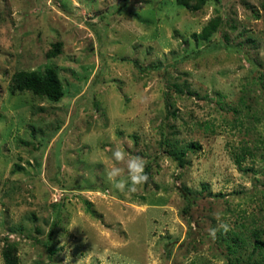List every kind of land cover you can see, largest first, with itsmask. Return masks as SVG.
I'll use <instances>...</instances> for the list:
<instances>
[{"label": "rangeland", "instance_id": "374dc122", "mask_svg": "<svg viewBox=\"0 0 264 264\" xmlns=\"http://www.w3.org/2000/svg\"><path fill=\"white\" fill-rule=\"evenodd\" d=\"M260 3L0 0V264L7 242L19 264H253L226 243L264 225ZM47 68L60 99L9 91ZM116 148L145 161L136 192L105 177Z\"/></svg>", "mask_w": 264, "mask_h": 264}, {"label": "trees", "instance_id": "16d2710c", "mask_svg": "<svg viewBox=\"0 0 264 264\" xmlns=\"http://www.w3.org/2000/svg\"><path fill=\"white\" fill-rule=\"evenodd\" d=\"M207 1L209 0H175V3L183 6L191 12H196L199 11ZM260 5L264 13V0H261ZM219 22L218 18L209 19V21L202 27L201 31L197 34L193 33L192 36L200 40H206L210 34L215 31ZM59 52L60 42H55L51 44V48L48 50L47 54L49 56H56ZM9 91L11 93L31 91L35 95L44 96L54 101L60 99L63 95L62 87L52 68H47L43 72L25 70L14 71L10 77ZM166 145L171 146L170 141L166 142ZM196 148H199V145L192 142L187 150H180L177 153V151H172L173 147H170V150L167 149L166 152L174 155L177 163L180 166H183L185 164L186 152ZM238 158L239 156L237 155L236 160L239 162ZM145 172L150 177L148 169H145ZM206 188V185H202L200 193L206 190ZM185 197L188 204L197 202L194 196ZM227 236L229 243H226V245L229 249L232 247L230 245H251V249L247 252V256L252 257L253 254H255L257 257L254 258L253 264H264V225L250 229L245 237H240L235 232L227 233ZM2 258L4 264H19L16 248L13 242H7L4 245L2 249Z\"/></svg>", "mask_w": 264, "mask_h": 264}, {"label": "clouds", "instance_id": "9594fccd", "mask_svg": "<svg viewBox=\"0 0 264 264\" xmlns=\"http://www.w3.org/2000/svg\"><path fill=\"white\" fill-rule=\"evenodd\" d=\"M112 158L115 164L111 168L105 170V177L112 186L120 192H124L125 189L129 192H136L140 186L147 183L149 180L148 174L145 172V161L142 157L135 156L130 159H126V153L119 148H116L112 152ZM116 164H126V171L128 179H118L121 177L125 169L116 166ZM220 227L226 233L229 231L227 224H221ZM210 235L215 237L216 229L210 230Z\"/></svg>", "mask_w": 264, "mask_h": 264}]
</instances>
